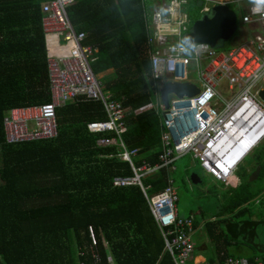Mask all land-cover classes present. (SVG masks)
Returning <instances> with one entry per match:
<instances>
[{
    "label": "trees",
    "instance_id": "1",
    "mask_svg": "<svg viewBox=\"0 0 264 264\" xmlns=\"http://www.w3.org/2000/svg\"><path fill=\"white\" fill-rule=\"evenodd\" d=\"M43 3L0 0V264H97L90 226L103 264H110V253L117 264H172L142 188L115 184L118 178L134 177L120 156L123 149L99 145L116 135L89 129L93 122L108 120L101 103L81 99L58 107L52 139L7 142L4 118L12 108L52 101ZM150 5L143 0H77L68 10L77 30L87 33V43L99 47L94 73L132 110L151 103L158 88ZM163 130L158 107L130 115L123 136L130 150L139 148L135 167L160 163ZM247 163L222 183L228 187L224 201L216 216L204 221L215 249L205 259L210 264L237 256L244 247L258 252L264 247L258 242L263 213L256 215L252 207L264 192V140ZM257 168L260 175L252 182ZM175 170L161 169L142 179L148 197L163 192ZM258 205L264 210V201ZM255 257L264 259V254L248 258Z\"/></svg>",
    "mask_w": 264,
    "mask_h": 264
},
{
    "label": "built area",
    "instance_id": "2",
    "mask_svg": "<svg viewBox=\"0 0 264 264\" xmlns=\"http://www.w3.org/2000/svg\"><path fill=\"white\" fill-rule=\"evenodd\" d=\"M148 2L150 0H143ZM152 72L160 90L169 82H191L201 89L194 98L170 97V107L160 103L163 112L164 149L156 166L135 167L133 158L139 148L130 150L124 132L132 113L139 115L152 110L153 103L139 109L126 107L123 101L106 90L101 77L93 71L99 47L87 43V33L77 30L68 10L77 0H44L42 24L45 33L52 101L39 106L12 108L4 118L7 142L16 144L52 139L57 136L56 111L72 100L101 103L107 121L89 124L92 133H113L99 141L101 146H119L121 158L130 163L134 177L116 179V186L139 185L152 215L164 238L165 249L171 254L172 264H210L197 260L193 236L194 217L179 213L178 191L173 178L160 194L148 197L142 179L161 169L175 170L174 163L181 155L191 152L200 161L206 175L217 184L230 182L247 156L264 140V101L259 93L264 89V0H254L242 18L256 32L243 44L231 49L214 48L210 44L184 43L192 28L191 17L184 11L191 2H198L204 15L214 7L241 0H151ZM178 26V31H166L167 26ZM198 74V82L191 76ZM225 83L229 93L219 86ZM263 194L256 199L258 205ZM93 240L91 250L97 264H103L98 238L90 226ZM218 264H264L255 257L228 256Z\"/></svg>",
    "mask_w": 264,
    "mask_h": 264
},
{
    "label": "rangeland",
    "instance_id": "3",
    "mask_svg": "<svg viewBox=\"0 0 264 264\" xmlns=\"http://www.w3.org/2000/svg\"><path fill=\"white\" fill-rule=\"evenodd\" d=\"M253 4H255L254 0H241L240 2L233 1L230 4L232 9L238 15V30L236 31L232 40L229 42L230 47L239 46L242 42L246 41L256 32V29H253L254 27H248L242 23L243 16L246 14L249 7ZM202 9L203 7L198 2H191L188 6L185 7L184 11H186L187 14L191 17L192 27L193 21L195 23L198 19L204 17V11ZM224 51H227V49H224ZM191 78L195 82L199 83L198 74L192 75ZM219 90L225 95L229 93L225 83H222L219 86ZM152 102L156 106H158L160 101L157 97H154ZM250 155L251 154L247 156L246 160L242 163L240 168L248 165L247 161L250 159ZM175 169L177 170H175L173 174V185L175 187V190L178 191L179 195V213L182 217L192 216L194 217L196 222L199 223V226L193 236L195 255L202 254L206 258L213 256L215 254V249L213 245L209 243V239L206 235L203 225L204 221L211 219L218 213L219 205L224 201V190H226L228 187L222 186V184H217V182L213 178L206 175V173L203 172L199 162L195 159V156L191 152L183 154L180 156V158H178L177 163H175ZM194 173L202 175L201 177H203L204 180L203 183H193L192 175ZM257 184L261 186L263 184V180L257 181ZM262 199L264 201V198ZM252 207L256 215L262 212V218L264 219V210L262 206L252 205ZM256 219H258V217ZM258 230V242L264 246V223L259 225ZM205 243L208 244V248L205 250H201L200 248ZM255 254H264V247L259 252L253 251L249 247H244V251L242 252H235V255L240 257H250L251 255Z\"/></svg>",
    "mask_w": 264,
    "mask_h": 264
},
{
    "label": "water",
    "instance_id": "4",
    "mask_svg": "<svg viewBox=\"0 0 264 264\" xmlns=\"http://www.w3.org/2000/svg\"><path fill=\"white\" fill-rule=\"evenodd\" d=\"M237 14L229 5H219L214 7L213 11L198 19L191 28V31L185 35L184 43L191 47L186 38H191L195 44H210L214 48H223L232 40L238 30ZM201 89L191 82H169L161 90V101L166 108L170 107V97L178 96L180 99L194 98L199 95ZM264 101V89L259 93ZM260 168L252 173L250 181H255L260 175ZM194 184L203 183V178L194 173L192 175Z\"/></svg>",
    "mask_w": 264,
    "mask_h": 264
},
{
    "label": "crops",
    "instance_id": "5",
    "mask_svg": "<svg viewBox=\"0 0 264 264\" xmlns=\"http://www.w3.org/2000/svg\"><path fill=\"white\" fill-rule=\"evenodd\" d=\"M148 2H153V1H148ZM154 6V3H153V5H152V7ZM150 7V9L147 11L148 12V15H147V18H148V24L150 25V23H149V21H150V16H151V13H152V7H151V5L150 6H147V8H149ZM151 29V28H150ZM255 29H256V26H255ZM254 29V30H255ZM152 31V30H151ZM247 41V40H246ZM246 41H244V42H246ZM244 42H242L241 44H243ZM240 44V45H241ZM232 48V47H231ZM219 49H223V48H219ZM156 97L159 99V105L158 106H156L153 102H151V103H153V105H154V108H156V107H158V111H159V113H160V115L162 114V110H161V108H160V103H162V101H161V90H160V97H158V90H157V93H156ZM153 108V109H154ZM150 111V110H149ZM162 122H163V114H162ZM163 125H164V122H163ZM164 131V130H163ZM163 134V133H162ZM162 142H163V140H162ZM163 149H164V147H163ZM246 160V159H245ZM198 161V160H197ZM202 166V165H201ZM204 171V170H203ZM201 250H204V249H206V244H203L202 245V247L200 248ZM196 256V258H197V260H204V259H206V257L205 256H203L202 254H196L195 255ZM110 264H117L116 263V261L114 260V258H113V256L111 255V253H110Z\"/></svg>",
    "mask_w": 264,
    "mask_h": 264
},
{
    "label": "bare ground",
    "instance_id": "6",
    "mask_svg": "<svg viewBox=\"0 0 264 264\" xmlns=\"http://www.w3.org/2000/svg\"><path fill=\"white\" fill-rule=\"evenodd\" d=\"M166 31H171V32L178 31V26L175 25L167 26Z\"/></svg>",
    "mask_w": 264,
    "mask_h": 264
},
{
    "label": "clouds",
    "instance_id": "7",
    "mask_svg": "<svg viewBox=\"0 0 264 264\" xmlns=\"http://www.w3.org/2000/svg\"><path fill=\"white\" fill-rule=\"evenodd\" d=\"M186 41L192 48L196 47V44L191 40V38H186Z\"/></svg>",
    "mask_w": 264,
    "mask_h": 264
}]
</instances>
